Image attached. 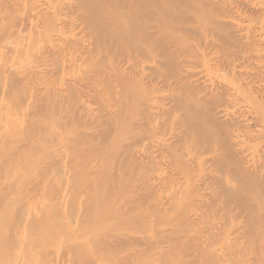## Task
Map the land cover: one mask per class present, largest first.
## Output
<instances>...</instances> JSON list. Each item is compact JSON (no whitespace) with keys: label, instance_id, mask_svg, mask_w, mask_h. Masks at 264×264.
<instances>
[{"label":"bare ground","instance_id":"obj_1","mask_svg":"<svg viewBox=\"0 0 264 264\" xmlns=\"http://www.w3.org/2000/svg\"><path fill=\"white\" fill-rule=\"evenodd\" d=\"M0 264H264V0H0Z\"/></svg>","mask_w":264,"mask_h":264}]
</instances>
